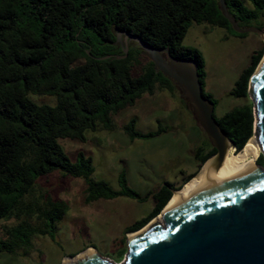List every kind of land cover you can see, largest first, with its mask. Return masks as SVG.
<instances>
[{
	"label": "trees",
	"instance_id": "trees-1",
	"mask_svg": "<svg viewBox=\"0 0 264 264\" xmlns=\"http://www.w3.org/2000/svg\"><path fill=\"white\" fill-rule=\"evenodd\" d=\"M250 2L252 9L244 7ZM228 15L240 29L263 18L264 0H223ZM206 25L237 34L221 16L217 0H0V254L22 256L35 236L52 237L66 205L37 188V180L57 171L64 177L81 179L84 204L99 199L124 197L143 202L151 211L125 228L135 233L157 217L173 188L163 183L140 197L127 187L124 173L118 175V190L91 178V160L77 153L71 163L58 140L85 142L86 133L112 129V117L131 107L144 95L179 90L154 70L153 64L131 41L122 47L116 35L137 38L144 46L166 50L176 60L195 68L202 97L204 62L198 51L181 41L191 25ZM264 54L263 46L249 57L228 95L247 99L250 75ZM124 56L120 59L115 57ZM47 100L49 103L40 102ZM219 131L234 152L241 151L252 134V106L233 108L216 118ZM129 140L152 138L141 134L130 120L121 127ZM194 157L197 170L215 153L210 147ZM256 164L264 167L259 154ZM195 174L189 176L186 184Z\"/></svg>",
	"mask_w": 264,
	"mask_h": 264
},
{
	"label": "rangeland",
	"instance_id": "rangeland-1",
	"mask_svg": "<svg viewBox=\"0 0 264 264\" xmlns=\"http://www.w3.org/2000/svg\"><path fill=\"white\" fill-rule=\"evenodd\" d=\"M243 5L252 9L248 1ZM258 24L264 27V17L251 22L253 27ZM181 45L195 49L203 59V89L216 103L213 111L216 118L250 102L248 97L235 99L228 93L248 65L250 55L261 46L264 49L259 35L246 33L239 37L223 29L191 25ZM40 102L49 103L44 99ZM130 120L134 121V130L138 133H160L148 139L129 140L121 127ZM85 138V142L58 140V145L71 163L77 153L88 157L93 170L92 180L104 182L112 190H118L121 171L128 187L136 191L153 189L161 179L178 181L181 176L178 169L195 171V158L191 159L189 152L199 149L201 155L212 147L197 126L193 111L180 90L173 95L166 91L150 97L144 95L133 106L112 117L111 130L86 133ZM229 149L232 148L229 146ZM37 188L49 192L53 199L66 205L64 217L56 225L51 238L33 237L27 255L22 256L19 252L0 254V264H65L64 258L81 256L88 248L103 260L120 264L126 252L124 227L147 215L152 208L150 201L135 202L132 207L123 203L127 200L121 198L84 204L83 181L64 177L57 171L39 178ZM126 211L128 215L124 214ZM5 225L0 223V235Z\"/></svg>",
	"mask_w": 264,
	"mask_h": 264
},
{
	"label": "water",
	"instance_id": "water-1",
	"mask_svg": "<svg viewBox=\"0 0 264 264\" xmlns=\"http://www.w3.org/2000/svg\"><path fill=\"white\" fill-rule=\"evenodd\" d=\"M217 2L233 32L255 33L264 44L260 30L240 29L228 15L223 0ZM127 40L141 50L156 72L174 83L191 107L198 127L215 150L197 172L209 161L204 174L207 176L220 165L230 145L212 117V104L201 95L194 66L189 61L173 59L166 50L148 48L126 35L120 39L117 34L115 44L122 47L124 56ZM252 74L246 89L253 117L250 138L255 140L264 161V66L256 77L251 78ZM125 243L120 264H264V167L249 168L177 199L167 207L157 227L142 237H126ZM73 264L113 263L86 251L85 259Z\"/></svg>",
	"mask_w": 264,
	"mask_h": 264
},
{
	"label": "bare ground",
	"instance_id": "bare-ground-1",
	"mask_svg": "<svg viewBox=\"0 0 264 264\" xmlns=\"http://www.w3.org/2000/svg\"><path fill=\"white\" fill-rule=\"evenodd\" d=\"M264 40V38H263ZM264 66V54L259 61L257 67L255 68L251 78L257 76V74L261 71ZM259 156V148L253 138L246 143L244 148L239 152H233L232 149L227 148L223 159L220 165L213 170L210 174L205 176V169L209 161H207L204 166L201 168L200 172L191 180H189L183 187L174 193L170 200L167 202L165 207L162 209L161 213L155 217L147 226L143 227L141 230L131 233L127 235V240L133 237H142L144 234L157 227L161 222L163 215H165L167 207L177 199L209 184L212 182H216L222 179H225L234 174L243 172L249 168L258 167L256 164V160ZM92 252L91 250H88ZM86 252L81 256H78L74 259H66L65 264H73L78 262L79 260L85 259Z\"/></svg>",
	"mask_w": 264,
	"mask_h": 264
},
{
	"label": "crops",
	"instance_id": "crops-1",
	"mask_svg": "<svg viewBox=\"0 0 264 264\" xmlns=\"http://www.w3.org/2000/svg\"><path fill=\"white\" fill-rule=\"evenodd\" d=\"M198 126V125H197ZM197 150H199V149H196V151ZM196 151H194L193 152V150H191L190 152H189V156L191 157V159H193V158H195L194 157V155H195V153H196ZM207 151V150H206ZM194 168H195V171L193 172V173H191V172H187V171H182V170H180V169H178V172L179 173H181V176H180V179L178 180V181H174V182H171V181H168V179H161V181L159 182V183H156L152 188L153 189H148V188H145V189H143L142 191H136V190H133L134 192H136L140 197H142V196H145L146 194H148V193H151V192H154L157 188H159L163 183H168L169 185H171L173 188H178V187H180V186H182V184L186 181V179L189 177V176H191V175H193V174H195L196 172H198V170H197V161L194 159ZM126 185H127V183H126ZM127 187H128V185H127ZM130 188V187H129ZM131 189V188H130ZM152 190V191H151ZM118 198H121V199H126L127 201L126 202H123V203H126L127 205H130V206H132V205H134V204H132V203H144V202H146V201H150L151 203H152V201L150 200V199H146L145 201H143V202H139V201H135V200H132V199H128V198H124V197H117V198H114V199H118ZM130 201H133V202H130ZM152 206H153V203H152ZM133 207V206H132ZM152 209V208H151ZM151 211V210H150ZM149 211V212H150ZM148 212V213H149ZM147 213V214H148ZM125 215L127 214H129V212L128 211H126L125 213H124ZM146 216V215H145ZM144 216V217H145ZM64 217V216H63ZM141 218H143V217H141ZM140 218V219H141ZM63 219V218H62ZM139 220V219H138ZM137 221V220H136ZM133 222H135V221H133ZM133 222H131V223H128L125 227H124V229H123V234H124V230H125V228L126 227H128L130 224H132ZM125 236H127L128 234H124ZM47 237V236H46ZM31 245H32V242H31ZM88 250H91L92 252H94L92 249H87V250H85L84 252H86V251H88ZM84 252H82L81 254H83ZM80 255V254H79ZM78 255V256H79ZM65 259H69V258H64V260Z\"/></svg>",
	"mask_w": 264,
	"mask_h": 264
}]
</instances>
